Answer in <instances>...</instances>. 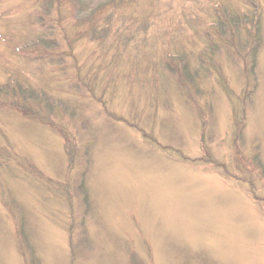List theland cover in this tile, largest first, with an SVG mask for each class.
Listing matches in <instances>:
<instances>
[{
	"label": "rangeland",
	"instance_id": "1",
	"mask_svg": "<svg viewBox=\"0 0 264 264\" xmlns=\"http://www.w3.org/2000/svg\"><path fill=\"white\" fill-rule=\"evenodd\" d=\"M0 264H264V0H0Z\"/></svg>",
	"mask_w": 264,
	"mask_h": 264
},
{
	"label": "trees",
	"instance_id": "2",
	"mask_svg": "<svg viewBox=\"0 0 264 264\" xmlns=\"http://www.w3.org/2000/svg\"><path fill=\"white\" fill-rule=\"evenodd\" d=\"M22 107H23V104L21 105V108H20V109H18V110H21V112H24V113H26V112H25V109H26V108H24V107L22 108Z\"/></svg>",
	"mask_w": 264,
	"mask_h": 264
}]
</instances>
